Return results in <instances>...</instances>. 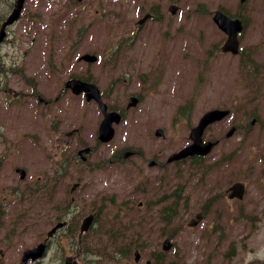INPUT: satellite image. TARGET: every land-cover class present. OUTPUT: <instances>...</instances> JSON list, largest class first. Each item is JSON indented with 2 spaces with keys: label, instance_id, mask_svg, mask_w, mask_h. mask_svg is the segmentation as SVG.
<instances>
[{
  "label": "flooded vegetation",
  "instance_id": "af4514ba",
  "mask_svg": "<svg viewBox=\"0 0 264 264\" xmlns=\"http://www.w3.org/2000/svg\"><path fill=\"white\" fill-rule=\"evenodd\" d=\"M15 3L16 0H0V46L8 40L12 47H19L25 41L18 36L33 32L29 43L39 45V55L35 57V64H39V68L34 74L33 83L27 84L30 96L44 110L54 106L62 112L67 108L69 115H62L54 123L49 120L53 126L47 136L55 140L51 166L44 169V173L35 175L31 187L16 188L21 199L0 200V264H144L146 259H142L141 254L137 259L134 257V250H141L138 247L125 249V253L118 256L121 249L109 235V225L150 221L153 184L157 187H172L174 185L169 184V178L182 177L177 193L195 187L200 179L201 160L229 135L225 131L223 136H213L212 126L219 121H212L203 128L200 135L202 141H212L209 152L204 155L187 153L178 157V152L195 140L192 129H195L200 118L199 114H195L198 81L192 85L188 81L185 93V75L180 64L183 62L179 61L184 57H171V65L175 66L170 67L166 58H144L142 53L135 52V47H140L150 32L155 46L160 50L174 44L182 46L185 15L180 23L182 29L171 31L167 27L169 17H182V12L173 3L162 5L158 0H114L110 5L106 0H23L18 16L1 28ZM42 3L50 9L42 11ZM45 11H49L52 17L43 27L42 13ZM94 14L100 15L96 26H92L89 20ZM105 22L109 25L103 30L104 40L99 46L97 42L93 43V38L100 29V23ZM241 35L242 32L238 35L239 40ZM56 42L71 51L78 49L75 60L70 61L74 59L70 57L56 64L50 57L42 60L41 52L45 53L50 48L56 51L59 49V46L51 45ZM80 48L93 49L82 51ZM129 51L133 55H127ZM87 53L94 54V59L84 58L83 55ZM122 56L124 65L120 67ZM96 61L98 70L90 72L89 65ZM13 62L5 66L0 58V67L20 73L21 67L15 63L17 59H13ZM41 63L44 64V70L41 69ZM72 63L82 64L83 67L80 71H66L64 65ZM189 64L199 74L200 62L196 60ZM72 68L73 65L70 66ZM93 78L103 81L102 84L94 83L103 102L99 105L94 99H86V95H90L86 82ZM154 89L168 97L172 104L162 107L159 102L156 108H147L151 102H144V96ZM120 92L123 96L121 102L117 99ZM65 97L78 98L82 102L56 105ZM89 106L97 122L96 127L95 124L91 126L94 140H77L82 131L81 126L85 123L79 118L84 108ZM134 109H137L132 114L135 120L144 113L138 119V124L142 126L140 134L132 137L134 141L114 136L115 130L122 132V125L126 132L125 125L131 116L121 125L117 124L123 120L126 112ZM153 113L158 117L153 118ZM115 116L118 119L111 122V136L100 137V120H110ZM61 121L76 123L78 126L59 129L57 125ZM158 127L165 128L166 134L152 136L150 128ZM235 130H239V126L236 125ZM245 132L246 129L242 134ZM122 140L128 146H122ZM97 144H100L99 153L94 156ZM87 146L89 150L83 151ZM124 148L127 150L124 151ZM42 154L47 165L48 154L43 151ZM230 157L229 153L219 154L216 160L226 163ZM76 162H107L101 168L102 177L117 169L123 172L128 166L133 175L131 189L123 192L120 174L105 184L99 180L100 177L97 182L88 183L85 178L73 175V165L78 168ZM261 176L264 195V169ZM230 186L221 194L216 192L209 196L207 201L218 199L221 195L227 197V203L242 201L246 190H243L241 197H237L233 195ZM26 192H32L33 199H28ZM172 193L171 189L167 192ZM241 213L244 216L242 210ZM197 217V222L204 218L201 213ZM165 218L166 214L163 215ZM25 234H31V240L20 237ZM13 248L16 254H10ZM30 248H33L32 254L24 258L25 250ZM149 260V264H153V258ZM161 261L165 262L164 257Z\"/></svg>",
  "mask_w": 264,
  "mask_h": 264
},
{
  "label": "rangeland",
  "instance_id": "374dc122",
  "mask_svg": "<svg viewBox=\"0 0 264 264\" xmlns=\"http://www.w3.org/2000/svg\"><path fill=\"white\" fill-rule=\"evenodd\" d=\"M113 1L106 0V3L112 5ZM158 1L162 5L173 3L182 12L181 19L169 17L167 27L171 31L182 29L180 23L185 15L184 43L182 46L174 44L160 50L155 46L150 32L144 38L142 45L135 47V52L142 53L144 58H166L170 67L175 66L171 65V57H184L179 60L183 62L180 64L185 75L184 92H187L188 81L191 85L194 81H198L195 114L201 116L214 107L227 108L229 114L212 126L211 134L217 137L223 136L229 127L236 128V125L239 126V130L223 138L220 145L204 157L200 164V179L197 180L195 187L190 190L185 188L177 193L182 177H170L169 184L174 185L172 187H157L153 184L151 207L153 215L147 222L148 230L143 231L144 238L141 239L146 242L141 247V257L148 259L151 253L163 252L165 262L170 261L173 264H264V216H262L264 195L261 176L264 169V0H246L243 4H240L239 0ZM218 8L229 15L238 13L246 25L239 41L238 54L220 50L225 34L211 19L214 10ZM44 9H50V7L42 3V11ZM42 15L41 23L45 27L52 15L49 11L43 12ZM99 19V14L89 17L92 26L98 25ZM108 25L107 22L100 23V29L93 38V43L102 45L104 40L102 33ZM151 25L155 24L151 23ZM90 35L89 31L88 36ZM32 36L31 31L18 36L25 41L19 47H12L8 40L0 46V58L5 66L14 63L13 59L14 61L17 59L15 63L21 67L20 73L0 67V200L21 199L22 196L18 197L19 192L16 188L31 187L35 175L39 172L44 173V169L51 166L54 160L52 153L55 140L47 136L53 126L49 120L54 123L61 119L62 115L64 117L69 115L67 108L62 112L54 106L44 110L30 96L27 84L33 83L34 74L39 68V64H35L37 61L35 57L39 55L37 53L39 45L29 43ZM51 45L59 46V49L56 51L50 48L45 53L41 52L42 60L44 57H50L55 64L69 60L70 57L74 58L70 61L75 60L78 49L75 51L65 49L59 42ZM80 49L91 51L93 48ZM64 51L65 53H62ZM59 54H61L60 57H58ZM127 55L133 54L129 51ZM123 58V56L120 58V67L124 65ZM196 60L200 62L199 74L193 70L192 64H189ZM244 63H249L250 68H255L256 72L247 74L243 68ZM97 64L98 61L90 64L88 70L97 71ZM71 65H73L72 69H70ZM64 67L66 71H80L83 65L72 63ZM41 69L44 70L43 63H41ZM88 83V88L91 89L90 84L95 88V84H102L103 81L93 78ZM48 94L53 95V93ZM122 98L120 92L117 99L121 102ZM144 100L146 103L151 102L147 108L152 109L156 108L159 102L162 107L172 104L169 98L162 95L158 89L146 94ZM77 102L80 104L82 101L78 98L65 97L56 105L62 103L74 105ZM95 102L100 104L98 100ZM86 107L79 118L85 123L81 126L82 131L77 140L93 141L91 126L95 124L96 127L97 122L92 108L89 106L86 109ZM136 110L126 112L123 120L117 124L121 125L131 116L125 125V130L131 139L124 132L123 125L122 132L115 130L114 136L134 141L132 137L140 134L142 126L138 124V119L141 115L144 116V113L135 120L132 114ZM159 115L162 116V113L160 112ZM152 117L158 116L153 113ZM253 118L256 119V123L250 127V120ZM57 126L59 129H69L78 124L61 121ZM154 129L149 130L152 136H155ZM245 129L246 132L243 135L242 132ZM163 131L166 134L165 128ZM121 145L128 146V143L122 140ZM99 147L100 144H97L94 156L99 153ZM126 150L127 148H124V151ZM42 151L48 154L47 165ZM226 153L231 155L226 163L221 162L220 159L216 160L219 154ZM76 164L78 168L73 165V175L85 178L88 183L97 182L100 177L99 180L105 184L107 180L116 179L120 174V183L124 185L123 192L131 189L133 175L128 166L124 173L125 177H122L120 169L110 171L102 177L100 176L101 168L107 162H81V164L76 162ZM17 166L23 167L26 171L22 179L15 171ZM124 179L125 182H123ZM236 180L243 182L246 190L242 201L227 203L225 201L227 197L223 195L218 199L207 201L214 193H223ZM169 189L173 191L172 194H167ZM26 196L28 199H33L32 192H26ZM174 204L177 207L175 215L170 223L164 224L163 214L160 213L157 217L158 210L163 205L168 209ZM200 213L204 218L193 226V221L197 220V215ZM31 236V234H25L20 237L31 240ZM164 237L170 238L171 241V246L166 251L161 249ZM15 248L10 250V254H16Z\"/></svg>",
  "mask_w": 264,
  "mask_h": 264
},
{
  "label": "water",
  "instance_id": "95a60500",
  "mask_svg": "<svg viewBox=\"0 0 264 264\" xmlns=\"http://www.w3.org/2000/svg\"><path fill=\"white\" fill-rule=\"evenodd\" d=\"M239 1L243 2L244 0H239ZM21 6H22V0H17L13 12L8 16V18L4 23L10 22L12 19H14L19 13ZM213 20L216 22L217 26L226 33V38L223 44L221 45L220 49L222 51H231L233 53H236L238 51V33L242 30V26H243L241 19L238 17L228 16L223 11L217 9L214 11ZM1 35L2 34L0 32V38ZM83 57L88 60L94 59V56L89 54H85L83 55ZM90 88L92 92L88 96H94L98 98L96 88H94V86L91 84H90ZM227 113H228L227 109H219V108L210 109L204 112L201 115L199 122L196 126L197 137H195V140L191 145L187 146L186 150L189 152H193V151L201 152V153L208 152L211 148L212 143L210 141L202 142L200 138V133L208 122L220 119L223 116H225ZM230 133H231V129L229 130L228 134ZM16 170L20 174V177L24 176L25 171L23 168L18 167ZM231 187L233 190V195H237L238 197L242 196L243 185L241 182H235ZM169 247H170L169 239L165 238L162 243V248L168 249ZM32 249L33 248L25 250L23 257L25 258L28 255H31ZM135 257H137V252H135ZM145 264H148V262H146Z\"/></svg>",
  "mask_w": 264,
  "mask_h": 264
},
{
  "label": "trees",
  "instance_id": "16d2710c",
  "mask_svg": "<svg viewBox=\"0 0 264 264\" xmlns=\"http://www.w3.org/2000/svg\"><path fill=\"white\" fill-rule=\"evenodd\" d=\"M233 15L239 16L238 13H234ZM243 68L247 71V74H254L256 72L255 68H250L249 63H244ZM174 205H172L169 208V211H173ZM172 214L168 213L166 215L165 222L170 223ZM164 223V224H166ZM147 223L144 222H138V223H118L115 225H112L111 231L114 233V236L120 240V246L122 248H127V247H138V241L140 238V233L146 228ZM123 254V253H121ZM162 252L157 253L156 255L153 256L154 258V264H162L163 262L161 261ZM170 264V263H168Z\"/></svg>",
  "mask_w": 264,
  "mask_h": 264
}]
</instances>
